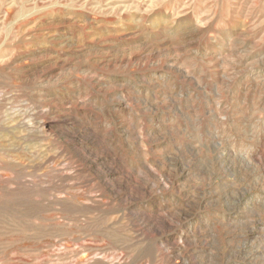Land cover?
Returning a JSON list of instances; mask_svg holds the SVG:
<instances>
[{"label": "rangeland", "instance_id": "rangeland-1", "mask_svg": "<svg viewBox=\"0 0 264 264\" xmlns=\"http://www.w3.org/2000/svg\"><path fill=\"white\" fill-rule=\"evenodd\" d=\"M0 264H264V0H0Z\"/></svg>", "mask_w": 264, "mask_h": 264}]
</instances>
